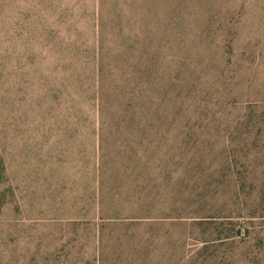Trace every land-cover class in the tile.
<instances>
[{"label":"trees","instance_id":"obj_1","mask_svg":"<svg viewBox=\"0 0 264 264\" xmlns=\"http://www.w3.org/2000/svg\"><path fill=\"white\" fill-rule=\"evenodd\" d=\"M238 1L242 6L264 2ZM220 4L221 0H97L96 44L90 49L81 46L75 55L88 70L83 84L96 113L92 173L81 180L73 201L77 210L30 215L20 205L26 197L17 205L8 183L0 188V229L2 222L8 229L25 227L29 219L40 225L52 220L75 236L92 231L100 263L106 264L112 239L122 259L130 253L141 256L150 239L138 229L144 227L149 234L147 229L156 225L188 217L202 221L215 214L231 225L217 239L238 242L252 255L251 241L256 238L264 252V178L211 176L221 173V151L202 141L204 135L220 136L222 127L231 126V116H239L236 127L241 132H264V84L258 86L250 76L237 88L221 89L225 73ZM232 30L234 34L231 28L223 30V45L231 49L226 53L231 56H223L222 63L226 60L228 65L234 54L246 50L238 45L234 51L233 38L240 33ZM67 110L73 114L65 116V128L86 125V110ZM212 157L220 163L208 164ZM12 239L0 236V246ZM73 242L70 238L62 248L71 250ZM39 254L37 250L33 260L46 264ZM0 264H8L3 254Z\"/></svg>","mask_w":264,"mask_h":264},{"label":"rangeland","instance_id":"obj_2","mask_svg":"<svg viewBox=\"0 0 264 264\" xmlns=\"http://www.w3.org/2000/svg\"><path fill=\"white\" fill-rule=\"evenodd\" d=\"M217 9L221 11V70L225 73L221 89L223 85L237 88L250 76L262 86L264 2L242 6L238 0H221ZM97 10V0H0V181L4 182L0 188L11 183L17 205L23 197L33 201L20 204L33 216L42 211L75 213L73 201L81 180L92 173L96 113L91 92L83 84L88 70L82 69L75 55L81 46L90 49L96 44ZM226 27L231 34L232 29L240 33L233 38L234 51L238 45L246 48L234 54L230 65L226 60L222 63L223 56H231L226 54L231 49L223 45ZM68 107L86 110L85 126L64 127L65 116L73 114ZM238 117H228L231 126L222 127L220 136L212 133L202 138L221 151V173L210 175L221 180L263 179L264 132L257 133V128L253 133L241 132L236 127ZM215 159L208 158L207 163L219 164ZM225 166L230 169L225 171ZM204 218L166 222L147 229L149 234L144 227L138 229V234L150 239L148 251L141 256L130 253L122 259L112 239L106 264H264L256 238L251 241L254 253L248 255L238 242L217 239L231 226L224 217ZM2 225L0 236L13 237L0 246L8 264H37L33 260L37 250L46 264H101L92 231L75 236L69 227L52 220L40 225L28 219L25 227L15 229ZM70 238L74 244L68 251L62 247Z\"/></svg>","mask_w":264,"mask_h":264}]
</instances>
